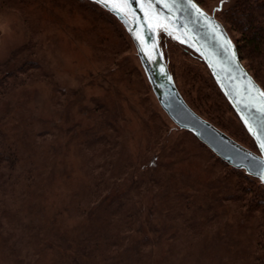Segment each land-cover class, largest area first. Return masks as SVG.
I'll use <instances>...</instances> for the list:
<instances>
[{
  "label": "rangeland",
  "instance_id": "obj_1",
  "mask_svg": "<svg viewBox=\"0 0 264 264\" xmlns=\"http://www.w3.org/2000/svg\"><path fill=\"white\" fill-rule=\"evenodd\" d=\"M206 1L209 12L232 2ZM131 4L128 0L121 12L128 36L100 7L53 6L50 13L36 9L35 16L18 9V0H0V63L30 40L33 53L25 50L19 54L20 61L37 59L43 66L42 72L29 70L31 76L26 80L19 75L23 81H17L0 98V128L22 167L18 181L8 186L2 183L8 171L0 168L1 264L31 262L38 253L33 241H50L52 233L63 235L72 253L96 228L113 237L110 248L99 244L96 253L100 258L122 250L125 244L131 248L142 238L150 239L126 264H262L254 252L256 215L241 213L239 203L230 198V189L215 194L224 190L213 186L217 178L229 174L233 180L231 169L164 114L148 79L146 68L166 76L162 38L174 39L179 46L169 42L168 49L177 81L194 95L191 72L200 76L207 70L183 46L198 52L196 46L152 1L135 0V9ZM4 73L2 68L0 79ZM97 100L123 116L119 120L116 115L114 121L122 129L103 126V143H95L92 133H82L101 123ZM223 115L227 126L237 127L231 112ZM154 124L162 127L158 136ZM141 156L168 164L175 160L157 173L168 180L167 194L149 188L150 183L133 188L130 179L114 180L107 199L99 202L97 215H86L91 205L89 191L95 188L91 174L105 182L111 174L120 176V164L125 162L126 175L135 179ZM144 188L149 190L138 195ZM125 190H129L128 196L120 198ZM114 197L128 203L130 210L141 209L136 218L138 229L126 232L120 225L124 216L110 218L105 206ZM119 234H126V241ZM120 254L126 256L127 252ZM41 260L45 264L44 257Z\"/></svg>",
  "mask_w": 264,
  "mask_h": 264
},
{
  "label": "trees",
  "instance_id": "obj_2",
  "mask_svg": "<svg viewBox=\"0 0 264 264\" xmlns=\"http://www.w3.org/2000/svg\"><path fill=\"white\" fill-rule=\"evenodd\" d=\"M18 1L20 4L18 6L19 8L17 7L18 9L25 11L27 15L31 14L35 16L37 14L36 9H39L42 12H44V10H46L47 12H51L53 6L63 7L69 4L71 6L70 8H72L73 6L86 8V6L88 5L92 8L100 7L115 19L114 21H116L122 27V30L125 34H127L128 36L130 35L129 29L126 27V21L118 19L115 15L110 13L98 0ZM194 1L204 11L209 12V4L206 0ZM209 13L214 15L216 23L226 32L227 36L229 37L236 50L237 56L240 59L242 65L252 76L255 82L260 86L261 90L264 92V0H232V2L228 6L222 7L214 12ZM101 34L103 36V30L100 28V35ZM169 42H171L172 46L175 45L174 43H176L174 39L171 40L167 37L162 38V50L166 62L165 69L169 78L176 87L179 95L183 98L186 104L200 117H202L204 120L219 129L221 133L224 134L226 137L233 139L244 147L255 152L257 146L251 133L249 132L241 118L238 116L236 111L233 109L220 85L212 75L211 71L208 69L204 60L202 59L201 55L197 51L192 50L186 45L183 46V50L187 52L186 54L190 53L193 58L197 59L199 63L205 67L207 72H203L200 76L195 70L191 72L194 73L191 77H194L192 82L196 84L194 95H191L188 89L185 90L183 86L179 85L173 64L171 62L172 59L168 49L170 46ZM32 44L34 45V43H31V41L28 40L20 47H18L9 56L8 59H5V61L0 63V70H2V68H5V73L0 79V98H2L11 88V86L14 85L17 81H23L29 78L31 76V72H29V70L35 69L38 72H42L40 70H42L43 66L39 63L37 59H25L20 61L19 54H21L25 50H28L29 53H33V47H31L33 46ZM176 45H178V43H176ZM19 75H24L23 80L18 78ZM137 92L139 91L137 90ZM95 105L99 106V108L96 110H99V113L101 114V123L96 128H84L82 133L85 136L86 134L92 133L95 138V143H103V139L105 136V132L102 131L103 126L106 127V130L116 131L119 126H115L114 121H116V115L120 120L121 113L116 112V110L111 111L109 108L112 107L101 100H97ZM162 111L165 115H167L163 109ZM225 112H231L232 115L235 117L236 121L238 122L236 128L233 129L224 123L223 114ZM121 119L123 120V116H121ZM119 128L122 129L121 124ZM154 128L156 129L155 133L158 136L162 127L156 126L154 124ZM179 128L181 129V127ZM184 130L191 132L202 148L207 149V152H209L212 156L218 158V160H221L225 167L231 169L233 180L230 181L229 174H223L221 176V179L217 178L213 186H221L224 190L220 189L215 194L218 195L221 194L223 191H227L228 189H230V198L231 200L239 203L240 206L238 205V208L240 207V212H246L249 214L256 215L257 220L255 224L254 243L255 259L260 263L264 264V184L257 176L248 174L243 168L233 167L222 159H219V157L216 156L212 150H210L204 143H202L196 138L195 134L192 131L188 129ZM4 141L5 135L2 129L0 128V168L4 167L8 171L7 176L5 177L2 183L8 186L11 184H15L18 181L21 175L22 167L20 164L21 160L17 155L16 150H14L12 145L8 144L6 141L5 143ZM86 142L87 139L84 138V143L86 145H90ZM117 145L119 146L120 144ZM160 149L163 150V146ZM149 151L150 150L148 149L145 150V152ZM174 152H176V150ZM255 153H258V151H256ZM162 156L167 157V155ZM174 162L175 160L170 161L169 164H174ZM163 163L156 162L154 158H150L148 156L146 159L145 156L144 158L141 156L140 160L138 161L139 165H136V163V167L133 164L129 165L131 167H135L136 169L135 179H133L132 174L126 175L127 172L125 170L127 169L128 164L125 162H122V164H120L121 170H123L121 171L120 176H115L114 174H111L108 180L105 182L102 181L100 178H96L95 174H91L93 180L92 187L95 188H91L89 191V203L91 205L86 208V215H97L96 211L99 207V202L102 203V200L107 199V193L113 188L112 184L114 183V180L117 181L118 179H130L132 182L131 187L133 188H139L144 184L150 183L149 188L151 186H154L157 190L162 191L165 196L167 194L166 191L168 187V180L162 179V173L165 168L167 169L166 166H168L169 164L166 162ZM90 166L94 170V165L90 163ZM96 168L98 170V167ZM160 169H162V173H160V175H157L158 170ZM147 173L151 174L148 175L145 180H143V178L147 176ZM145 174L146 176H144ZM110 181L112 186L110 185L108 187L107 185L110 183ZM162 187L164 188L163 190L161 189ZM149 188H144L143 191L140 190V194L138 195L145 193V191L149 190ZM128 194L129 190H125L120 193L119 197H127ZM119 197L112 198L106 204L105 211L109 213L110 218L116 216L115 214H118L121 219V216H124L126 220H120V225L126 232H128L129 230L131 231L136 227L138 229L140 223H137L138 219L136 218L138 215H140L141 209L138 207L130 210L127 206L128 203L119 201ZM124 212L126 214H124ZM119 235H122L124 241H126V234ZM119 235H116L115 237ZM50 239V241L43 238H38L37 240H34L33 243L38 253L35 254V258L31 262L26 261L24 263L23 261L19 260L20 264H41V259H43V257L45 260L43 263L45 264H126L127 261L134 260V253H139L141 247H144L150 243L149 238H142L141 240L132 243L131 248H128L127 244H125V248H123L122 250L115 249L112 253H107L106 255H103L102 258H100V255L97 256L96 253L99 249V244L104 245L105 248H110V243L112 242L113 237H110L109 235H106L103 232H98L97 228L96 230H93L90 235H86V237H84V239L82 240L80 247L74 250V252L72 253L70 249L71 245L69 242H67L66 238L63 235L57 233L55 235L54 233H52V237ZM115 244L116 241L114 240V245ZM1 246H3V244L0 234V249H2ZM115 248L118 247L115 246ZM122 251L127 252V255H121L120 253ZM3 261L4 260H2V250H0V264Z\"/></svg>",
  "mask_w": 264,
  "mask_h": 264
},
{
  "label": "water",
  "instance_id": "obj_3",
  "mask_svg": "<svg viewBox=\"0 0 264 264\" xmlns=\"http://www.w3.org/2000/svg\"><path fill=\"white\" fill-rule=\"evenodd\" d=\"M130 1L135 9V0ZM150 1L165 11L196 46L226 98L251 133L258 153L222 134L186 104L167 76L146 68L149 80L158 93L159 105L177 126L193 131L196 138L220 159L259 178L264 172V113L258 109L264 106V96L260 95L264 92L242 65L232 42L216 23L213 14L205 12L194 0ZM103 5L117 18L124 19L121 12L113 11L112 5ZM138 14L142 20L140 12ZM144 31H147V27ZM141 57L145 65L142 54Z\"/></svg>",
  "mask_w": 264,
  "mask_h": 264
},
{
  "label": "snow or ice",
  "instance_id": "obj_4",
  "mask_svg": "<svg viewBox=\"0 0 264 264\" xmlns=\"http://www.w3.org/2000/svg\"><path fill=\"white\" fill-rule=\"evenodd\" d=\"M99 2L105 4V6H108V4H109V0H99ZM111 3H112L113 11L123 12L124 9L127 8L128 0H111ZM197 11H199V10L197 9ZM201 15H203V14L201 13ZM260 95L261 96H264V93H260ZM258 111L264 113V106H262L261 108H259ZM259 178H260V180L262 182H264V172H262L260 174Z\"/></svg>",
  "mask_w": 264,
  "mask_h": 264
}]
</instances>
